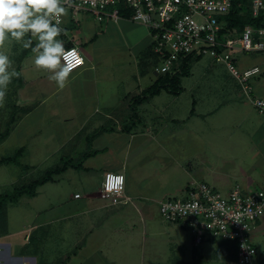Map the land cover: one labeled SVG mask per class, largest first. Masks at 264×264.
<instances>
[{"label": "crops", "instance_id": "0c3cea01", "mask_svg": "<svg viewBox=\"0 0 264 264\" xmlns=\"http://www.w3.org/2000/svg\"><path fill=\"white\" fill-rule=\"evenodd\" d=\"M62 19L65 31L60 38L65 47L80 50L84 64L63 86L56 109L69 111L65 122L80 121L70 139L82 133L85 137L76 142L80 147L90 143L82 149L78 167L67 166L39 185L34 196H27L26 201L36 205L34 213L25 208L20 229L0 238V264H238L231 249L212 239L196 245L189 231L161 217L158 202L184 196L197 182L224 193L236 185L244 192L257 189L264 179V116L239 89L214 80L192 89L181 116L168 101L166 108L160 106L165 89L136 103L135 96L159 75L148 29L126 16L97 21L88 11L73 14L67 9ZM104 48L112 54H101ZM263 59L236 56L234 61L240 69L259 66L254 91L264 98ZM19 73L25 84L23 67ZM181 87L176 96L185 90ZM29 96L23 93L20 107L28 112L22 116L44 101L31 107L26 103L33 99ZM119 99L127 103L126 112L112 111ZM145 104L154 112L141 122L138 110H145ZM97 109L108 110L102 116L105 122L91 129L94 114L88 111ZM127 117H137V124L132 119L127 123ZM121 133L126 135L125 149ZM105 140H112L114 147ZM106 171L124 175L121 195L100 196ZM59 175L66 176L70 196L42 197L43 186ZM18 236L23 239L18 241ZM252 240L264 264V215L254 224Z\"/></svg>", "mask_w": 264, "mask_h": 264}, {"label": "built area", "instance_id": "2783aa9c", "mask_svg": "<svg viewBox=\"0 0 264 264\" xmlns=\"http://www.w3.org/2000/svg\"><path fill=\"white\" fill-rule=\"evenodd\" d=\"M246 1L251 15L264 23V0ZM63 3L71 13L88 11L97 21L118 19L122 17V9L129 8V18L143 24L150 33L157 57L156 73L174 71L190 54L207 53L216 62L225 64L240 93L264 114V98L255 94L253 85V79L261 71L259 66L240 69L232 55V51H263L264 25H245L241 31L231 26L226 16L233 0H63ZM78 51L83 63L74 70L84 64ZM123 186L122 173L106 171L100 196H119ZM158 208L163 219L190 231L196 245L214 238L234 241L238 264H262L252 233L255 222L264 215V179L250 192L236 185L224 193L206 182H197L184 196L160 200Z\"/></svg>", "mask_w": 264, "mask_h": 264}, {"label": "rangeland", "instance_id": "374dc122", "mask_svg": "<svg viewBox=\"0 0 264 264\" xmlns=\"http://www.w3.org/2000/svg\"><path fill=\"white\" fill-rule=\"evenodd\" d=\"M0 47L9 54L12 60V68L19 72L18 67H23L25 71V84L22 79L21 86L18 87V83L12 80L7 87L4 102L0 104V132L8 125L11 128L7 138L0 142V158L12 156L17 149L22 148L20 156L17 159L14 158L17 162L10 161L9 163L0 164V193H4L10 192L15 187L27 184L31 180L42 176L46 168L57 166L62 158L68 159L71 157L73 163H79L83 158L82 149H87V144L90 142L86 141V144L84 143L83 147H80V144H78L75 139L81 138L82 140V138L85 137L82 136V133H77L78 135L76 138H73L74 141L70 139L71 134H73V132L75 133V130L78 129L80 121L75 125L74 123L65 122L64 114H69V111L56 109V107L60 106L58 101L64 91L63 87L57 86L54 81L48 78V73L45 70L35 66L33 63L32 51L25 56V54L28 53L26 50H31V46L25 48L22 43L6 41L5 44ZM101 54H112V51L104 48ZM232 55L235 59L237 56L241 60L249 61L264 56V50L239 53L232 51ZM198 56H200L199 60L193 62L191 65L190 75L180 80L181 85L185 89L181 95L176 96L173 93L166 92V89L162 94L164 96V103L160 104V106L166 108L168 101L171 110L176 106L174 111L177 116H181L186 112L185 110L188 108V102L191 100L192 89L197 86H208L214 80L217 82L216 84L228 82L233 87H236L235 89L237 91L239 89L237 88L235 79L227 70L224 63L216 62L214 58L207 53ZM262 66L264 67V59ZM40 76H42V78ZM15 78L16 77L13 79ZM56 88H59V90H56ZM24 92L28 93L30 95L29 97H33L32 100L26 102H30L29 104H31V107H33V104L37 101L39 102L42 99H44V101L36 106V108H32V110L24 116H22L23 113H21L20 110L16 112L15 116L13 115L14 120L10 125L12 109L14 108L13 103L15 102V104L20 107ZM121 92L122 90L119 91V93ZM126 108L127 103L119 99V104L115 105L112 111L117 112L121 111V109L125 111L127 110ZM144 109L145 110H138L143 117L141 122H143L146 117L151 116L148 115V113L154 112L153 110H147L152 109V106L148 104L144 105ZM106 111L102 109L88 111L90 114H94V117L89 121L91 123V129L105 122H103L104 118L102 116L105 115ZM128 112L130 113L131 111ZM87 114L84 116L86 117ZM260 114L264 116V114ZM136 115H138V112ZM98 119H102V121H98ZM129 119H132L135 125L137 124V117H127V121H125L128 123ZM148 121L150 120L148 119ZM159 121L162 122L163 120L161 121L159 119ZM101 129L103 128L99 130ZM121 137V147L125 149L127 142L126 135L121 133ZM105 143L114 147V142L112 140H105ZM23 164L29 166L26 167L25 165L23 166ZM42 191H45L42 192V197L53 200L57 194L64 195V197L67 198L70 196L71 190L66 176L59 175L57 180L48 182L47 185H44ZM21 197L16 203H9L6 207L7 232H11L13 229H20V222L24 212H26L24 211L25 208H29L28 210L32 211V214L34 213L33 210L36 205L34 206V204H30L26 201V199H29L27 196ZM54 227L57 229L58 225L55 224ZM183 230L188 232L187 229ZM2 237L3 234L0 235V238ZM17 239L18 241L19 239L22 240L23 236H18ZM220 240L221 239L214 238L210 242H216L217 245L226 247Z\"/></svg>", "mask_w": 264, "mask_h": 264}, {"label": "clouds", "instance_id": "9594fccd", "mask_svg": "<svg viewBox=\"0 0 264 264\" xmlns=\"http://www.w3.org/2000/svg\"><path fill=\"white\" fill-rule=\"evenodd\" d=\"M66 13L63 0H0V46L6 41L31 46L35 66L45 70L59 87L83 63L78 49L66 48L60 38L65 31L61 18ZM19 75L9 54L0 47V104L8 85Z\"/></svg>", "mask_w": 264, "mask_h": 264}, {"label": "trees", "instance_id": "16d2710c", "mask_svg": "<svg viewBox=\"0 0 264 264\" xmlns=\"http://www.w3.org/2000/svg\"><path fill=\"white\" fill-rule=\"evenodd\" d=\"M122 16L129 17L131 14V10L129 8H123L121 11ZM229 20V24L237 28L238 31H241L245 25H264L263 21L260 18H254L250 10L248 8V3L246 0H233L231 10L229 14L226 16ZM26 50V49H25ZM30 49L26 50L29 53ZM27 53V54H28ZM25 54V56L27 55ZM200 56L195 54H190L185 56L181 62V65L175 69L174 71L166 72L163 74H159L154 83L148 87L141 95L135 96L137 102L140 103L142 100L146 99L147 97H151L157 94L161 89H166L168 92L173 94H179L182 90L180 80L183 76H188L190 74V68L193 62L199 60ZM157 63V57L156 61ZM19 70V67H18ZM21 76L19 75L13 82L16 81L18 83V87L21 86ZM13 109L11 114L10 125L14 120L13 115L15 116L16 112L19 110L21 113L28 112V108L18 107L15 102L13 103ZM10 126L8 125L2 132H0V142L7 138L10 133ZM103 129H101L102 131ZM22 148L16 150L15 154L9 157H2L0 158V164L17 162L16 159L20 156ZM16 158V159H14ZM74 164L71 162V159H64L62 158L60 163L55 167L47 168L43 173L42 176L31 180L27 184H23L19 187H15L10 192L0 193V235L5 234L7 232V217L5 214L6 207L9 203H16L19 198L23 195L26 196H34L36 194V188L45 183L46 181L52 179L54 174L60 173L64 171L67 166ZM80 164L76 163L74 166H79ZM220 242H223L226 245V248L230 251L232 250L233 255L236 257L237 260V253H236V244L234 241L224 240L221 239Z\"/></svg>", "mask_w": 264, "mask_h": 264}]
</instances>
